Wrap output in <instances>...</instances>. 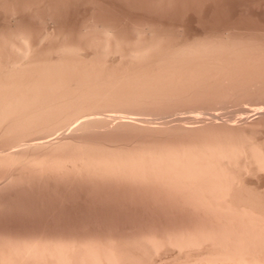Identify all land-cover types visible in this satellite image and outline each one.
Here are the masks:
<instances>
[{
  "label": "bare ground",
  "instance_id": "bare-ground-1",
  "mask_svg": "<svg viewBox=\"0 0 264 264\" xmlns=\"http://www.w3.org/2000/svg\"><path fill=\"white\" fill-rule=\"evenodd\" d=\"M58 7L0 0V264H264V137L216 112L264 114V46L64 30Z\"/></svg>",
  "mask_w": 264,
  "mask_h": 264
},
{
  "label": "rangeland",
  "instance_id": "rangeland-1",
  "mask_svg": "<svg viewBox=\"0 0 264 264\" xmlns=\"http://www.w3.org/2000/svg\"><path fill=\"white\" fill-rule=\"evenodd\" d=\"M53 1L58 4V9L61 11V15L63 16L62 21H57V24L61 29L64 30L68 29L71 31L78 29L82 20L86 17H89L92 19H89L88 21H102L108 24V27L112 30L129 34L130 38H132L136 33H140L145 39L151 38L152 35L157 36L158 34H162L166 39L172 42H187L195 40H210L212 42H239L240 40H244L248 44L264 46V0H182V6L175 8L176 11L175 13L171 12L172 15H165L153 8H150L147 4V0H137V4H133L130 0ZM126 3L128 4L126 5ZM126 8L129 11L126 10ZM67 10L69 11L67 12ZM96 10L98 12H96ZM104 13L106 16L103 15ZM20 17H22V19H20ZM16 18L23 22L30 20L29 15L27 13L26 15H23L22 12L17 14ZM2 20V13H0V21ZM32 21L36 22L38 27H41L44 24L52 25L51 20L48 18L42 21L40 19H32ZM61 22L62 24L64 23V25H68L69 27L63 26L60 24ZM99 29V27L94 28V32L99 31ZM236 106L231 105L228 107V109L219 108L218 110L216 109V112L226 114L230 111L229 113H232L233 115V119L231 121H234L233 123H235L236 129L246 132L250 130L252 132L253 130V133L255 132L254 134L257 132L256 135L259 139H263L264 122L261 119L264 118L262 117L264 114L259 113L258 115V113L249 111V116L239 119V110H237L239 109V106ZM184 109L185 105H182V110ZM233 113L237 115L236 119ZM255 114L262 118L258 119V116ZM252 115L255 116L253 117ZM249 117L251 118L249 119ZM171 118H174V116L168 117V119ZM255 118L258 120H255ZM157 120L159 121L162 119L158 118ZM246 121L247 124H249L248 127L245 125ZM257 122L260 123L257 124ZM252 127L255 129H252ZM248 128H250V130ZM82 193L83 192H81V194ZM78 200L80 201L78 202ZM75 202L78 205L83 204V200L79 198L76 199ZM133 207L134 206H132V208ZM141 209L142 208H140V211L139 209L137 211H139L141 218L145 221H149L154 218H158L157 220H159L160 216V219L163 221H165L166 218L167 220H173L176 218V215H178L182 220L186 218L185 221L190 219V216L185 215L187 214L185 212H183L182 215L177 213L173 214V216H171L172 214H167L166 212H160L161 215H151L148 210L144 212L145 209L143 211ZM146 212H148L151 216H149V214ZM143 215L146 217H143ZM168 215L170 216L168 217ZM176 219L179 218L177 217ZM166 253L167 254H164L165 256L162 255L164 257L163 260L172 262L174 260L173 250L170 249ZM157 256L158 255L154 256L153 260L158 263L161 256H158L159 258Z\"/></svg>",
  "mask_w": 264,
  "mask_h": 264
}]
</instances>
